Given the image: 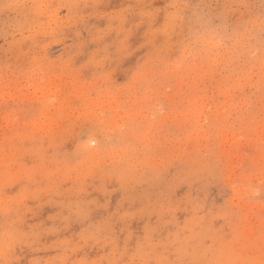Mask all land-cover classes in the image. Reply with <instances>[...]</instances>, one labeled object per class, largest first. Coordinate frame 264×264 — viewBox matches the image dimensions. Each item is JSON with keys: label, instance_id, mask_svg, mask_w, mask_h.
Here are the masks:
<instances>
[{"label": "rangeland", "instance_id": "obj_1", "mask_svg": "<svg viewBox=\"0 0 264 264\" xmlns=\"http://www.w3.org/2000/svg\"><path fill=\"white\" fill-rule=\"evenodd\" d=\"M262 190L264 0H0V264H264Z\"/></svg>", "mask_w": 264, "mask_h": 264}, {"label": "snow or ice", "instance_id": "obj_2", "mask_svg": "<svg viewBox=\"0 0 264 264\" xmlns=\"http://www.w3.org/2000/svg\"><path fill=\"white\" fill-rule=\"evenodd\" d=\"M88 143H91V144H95L96 141L94 140V138L92 137H89V140H88ZM258 195H261V198L264 199V190H262L261 192L257 193Z\"/></svg>", "mask_w": 264, "mask_h": 264}]
</instances>
